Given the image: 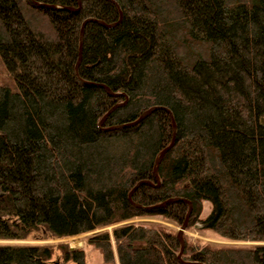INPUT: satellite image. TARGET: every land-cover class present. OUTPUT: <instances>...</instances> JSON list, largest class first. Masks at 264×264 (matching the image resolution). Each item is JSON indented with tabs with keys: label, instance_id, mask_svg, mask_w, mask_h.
Wrapping results in <instances>:
<instances>
[{
	"label": "trees",
	"instance_id": "16d2710c",
	"mask_svg": "<svg viewBox=\"0 0 264 264\" xmlns=\"http://www.w3.org/2000/svg\"><path fill=\"white\" fill-rule=\"evenodd\" d=\"M0 0V239L83 233L105 264H264V0ZM87 22L75 72L79 29ZM131 121L158 106L138 123ZM172 121L175 129H172ZM173 145L153 174L158 152ZM139 184L128 193L139 181ZM209 212L200 216L202 204ZM111 226L110 230H99ZM86 264L84 251L0 244V264Z\"/></svg>",
	"mask_w": 264,
	"mask_h": 264
},
{
	"label": "rangeland",
	"instance_id": "374dc122",
	"mask_svg": "<svg viewBox=\"0 0 264 264\" xmlns=\"http://www.w3.org/2000/svg\"><path fill=\"white\" fill-rule=\"evenodd\" d=\"M9 76V73L4 69L2 66L1 60H0V83L5 81ZM121 102V101H120ZM210 209V205L208 202H204L202 204V211L200 216H205ZM129 222L134 223H152V224H162L167 228L170 229H178V227L172 223L171 221H168L164 218H162L159 215H150V216H142V217H134L129 220ZM201 224L196 222L189 228H185V230L182 232L186 236L187 240L191 243H196L199 245H202L203 243H215V244H234V245H240V244H250V242H244V241H234L225 239L211 231L203 230L200 228ZM111 226L101 228L99 230H110ZM92 232L89 233H83L75 236L70 237H61V238H55L52 237L49 234H44L43 231H37L32 234H29L24 239H0V244L8 243V244H53L57 245L59 243H63L68 246V248L74 249V248H80L84 251L85 254V261L86 264H105L104 261L101 258L100 253L94 249L92 246H90L87 243V235H89ZM51 261L53 262H61L62 264H73L70 261H62V258L60 256V251L57 249H54V252L51 256Z\"/></svg>",
	"mask_w": 264,
	"mask_h": 264
},
{
	"label": "water",
	"instance_id": "95a60500",
	"mask_svg": "<svg viewBox=\"0 0 264 264\" xmlns=\"http://www.w3.org/2000/svg\"><path fill=\"white\" fill-rule=\"evenodd\" d=\"M111 2L115 3L114 0H110ZM35 4L37 6H45V7H48V8H51V9H64V10H70V11H78L80 6H81V1L80 0H77V6L76 7H72V6H58V5H54V4H44V3H37L35 2ZM121 19V12L119 11V18L117 19V21L115 22H111V23H106L102 20H99V19H96V18H93V17H87L85 19H83V21L81 22V25H80V29H79V44H78V52H77V61L75 63V66H74V70L75 72L77 71V67H78V64L81 60V50H82V36H83V27L84 25L87 23V22H96V23H99L100 25L104 26V27H112L114 25H116ZM92 85H95V86H99V87H102L104 88L110 95H114V96H118V95H123L124 96V100L121 101V102H118V103H115L114 105H112L108 111L102 116V118L98 121L97 123V127L101 128L102 130L104 131H107V130H113V129H117V128H121V127H128V126H131V125H134L136 123H138L139 121H141L145 116H147L149 113H151L153 110L157 109L158 106H151L147 109H145L144 111H142L135 119L131 120V121H125V122H122V123H118V124H114V125H109V126H105V127H101L102 123L104 122L106 116L110 113L111 110H113L115 107L117 106H120L122 105L125 100H126V96L123 92H112L107 86H105L104 84H101V83H94V82H91ZM172 129L174 130L175 129V125H174V122L172 121ZM173 142H174V136H172L170 142L165 146L163 147L157 154L156 156V159H155V163H154V168H153V174H154V178L156 180V185L159 183V178H158V174H157V168H158V165L162 159V157L164 156V154L169 150V148L173 145ZM141 183H150L149 181H139L137 182L133 187L132 189L129 191L128 193V199L130 200V197H131V192ZM177 200H183V201H186L187 204H188V209L186 211V214H185V217H184V220L182 222V224L178 227L177 229V239L180 243V249L177 253V257L178 259L184 263V264H202L201 262H197V261H183L181 259V254H182V248H183V238H182V232L185 230L186 228V225H187V221H188V218H189V214H190V211H191V205H190V202L183 199V198H180V197H169L167 199H165L164 201L154 205L155 207H159V206H163L164 204L168 203V202H172V201H177Z\"/></svg>",
	"mask_w": 264,
	"mask_h": 264
}]
</instances>
